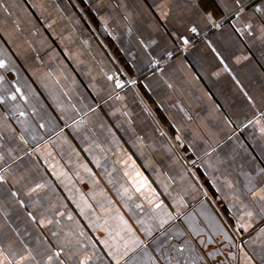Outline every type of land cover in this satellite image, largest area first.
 <instances>
[{"label":"crops","instance_id":"0c3cea01","mask_svg":"<svg viewBox=\"0 0 264 264\" xmlns=\"http://www.w3.org/2000/svg\"><path fill=\"white\" fill-rule=\"evenodd\" d=\"M241 3L0 0L5 256L264 264V0Z\"/></svg>","mask_w":264,"mask_h":264},{"label":"snow or ice","instance_id":"6c2138e0","mask_svg":"<svg viewBox=\"0 0 264 264\" xmlns=\"http://www.w3.org/2000/svg\"><path fill=\"white\" fill-rule=\"evenodd\" d=\"M236 3L238 5V11H243L245 5L243 3H241V0H236ZM255 13H258L262 19V22H264V4H262L259 7H256L254 9ZM211 19V18H209ZM248 27L251 29L252 25L249 24ZM193 32L196 31L195 28L192 29ZM184 43H188L187 39L184 40ZM0 66H3L2 63H0ZM118 87H121L122 85H117ZM262 132H264V128L261 129ZM0 180H2V177H0ZM137 191H140V187H137L136 189ZM248 193L252 196L253 200L260 205V210L262 212H264V188H259L257 189L255 183L250 180L249 184H248ZM159 207V205H158ZM247 215L251 216L252 213L249 212L247 213ZM164 221H161V224H163ZM106 243V242H105ZM25 259H29L32 264H40V261L36 258V256H33L31 253V250H29V255L28 257H20L19 260H16L15 262L11 259H9L7 256L4 255L3 251L0 250V264H23V261ZM90 259V257H85L83 260H81L79 262V264H88V260ZM47 260L50 264L51 261V256H47ZM117 264H119V261H117ZM153 264H156V262L154 261ZM167 264H173V261L171 258L168 259ZM175 264H180L179 260L175 261Z\"/></svg>","mask_w":264,"mask_h":264},{"label":"built area","instance_id":"2783aa9c","mask_svg":"<svg viewBox=\"0 0 264 264\" xmlns=\"http://www.w3.org/2000/svg\"><path fill=\"white\" fill-rule=\"evenodd\" d=\"M114 77H115V83H116V84H119V83L122 82V80H121L120 75H119L118 72H115ZM31 154H32L34 157L36 156V153L33 152L32 150H31Z\"/></svg>","mask_w":264,"mask_h":264},{"label":"rangeland","instance_id":"374dc122","mask_svg":"<svg viewBox=\"0 0 264 264\" xmlns=\"http://www.w3.org/2000/svg\"><path fill=\"white\" fill-rule=\"evenodd\" d=\"M185 247V251L184 252H179V251H177V252H179L180 253V255L183 257V255L184 254H186L187 252H191L190 250H188V248L186 247V246H184ZM185 256V255H184Z\"/></svg>","mask_w":264,"mask_h":264}]
</instances>
